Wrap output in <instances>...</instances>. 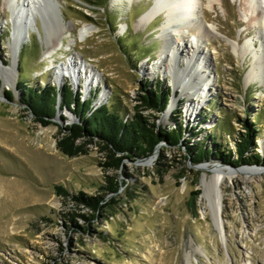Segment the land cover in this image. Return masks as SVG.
<instances>
[{
    "label": "rangeland",
    "instance_id": "rangeland-1",
    "mask_svg": "<svg viewBox=\"0 0 264 264\" xmlns=\"http://www.w3.org/2000/svg\"><path fill=\"white\" fill-rule=\"evenodd\" d=\"M13 1L24 3L0 0V264H264V85L245 83L252 58L232 50V45L243 50L246 43L259 50L252 9L263 13L264 3L194 0L195 6L182 5L187 19L170 27L175 33L168 40L174 48L183 39L191 47L198 40L210 61L209 85L199 81L193 88L196 82L187 83L182 71L192 66L194 48L171 60L174 70L159 68L167 11L148 24L139 22L155 0H109L104 9L87 0H52L59 13L54 18L52 12L35 13L33 7L39 6L33 0H25L21 10ZM55 22L62 26L58 33ZM83 26L93 33L81 39ZM200 27L210 34L200 37ZM56 34L62 39L59 46L53 42ZM23 49L27 56H21ZM20 82L35 89L70 87L83 101L95 94L93 109L113 105L125 121L140 104L141 85L149 90L159 85L169 91L165 108L160 114L144 109L141 114L164 131L177 129L181 121L183 135L178 146L161 143L156 157L127 159L119 171L105 172L96 141L78 157L57 149L58 129L34 122L21 103ZM7 91L13 93L11 102ZM241 120L257 130L256 146L243 157L255 151L260 164L234 166L216 157L220 145L232 151V162L237 160L234 144L246 132ZM78 121L65 107L52 120L62 128ZM193 146L209 152L206 162L191 163L185 151ZM159 156L161 175L154 171ZM215 172L232 174L222 185L217 220L203 198L204 179ZM113 175L124 187L107 195L108 208L93 222L75 218L79 227L89 225L87 232H79L68 215L90 211L59 196L56 187L95 196Z\"/></svg>",
    "mask_w": 264,
    "mask_h": 264
},
{
    "label": "trees",
    "instance_id": "trees-1",
    "mask_svg": "<svg viewBox=\"0 0 264 264\" xmlns=\"http://www.w3.org/2000/svg\"><path fill=\"white\" fill-rule=\"evenodd\" d=\"M87 2L97 8L104 9L107 7L109 0H87ZM22 55H28L27 49L22 50ZM21 63V61H20ZM18 72H21L19 68ZM23 94L21 103L29 110L33 116L35 123L42 127L55 125L58 129L57 149L67 157H78L85 154L84 147L96 141L100 153L104 155V161L100 167L105 172H116L123 166V161L127 159H143L152 155L155 147L161 143H165L170 147L178 146L183 135V129L177 122V129L164 131L160 129L154 122L151 123L142 114L141 110L151 111L160 114L165 108L169 100V91H162L157 85L154 90H149L147 85H141L144 93L139 96V105L135 106V114L129 120L125 121L113 105H103L93 109V98L83 101L81 95H75L70 87H64L61 91L54 86H44L41 89L28 87L23 83H19ZM6 98L11 102L13 93L7 91ZM62 98V107L72 111L79 119L78 123L66 126L54 124L52 122L59 107H57V98ZM140 109V110H139ZM241 126L246 129L241 134L239 141L234 144L237 160L232 162V151L226 147L221 148L217 154V158L221 159L225 164H233L234 166L260 164L262 161L258 153L253 151L252 157L244 158L243 155L251 146L255 145V137L257 130L253 123L247 120H241ZM214 140V139H213ZM187 158L191 159V163L201 164L208 160L209 152L203 148L196 146L186 149ZM186 157V156H185ZM161 156H159L156 167L154 168L157 175L162 174V170L157 168ZM264 163V162H263ZM125 182L117 175L107 177L105 186L101 187V194L91 196L83 192L77 195H71L62 187H56L57 194L64 198H70L76 205H83L90 211L89 215L71 213L68 215V221L71 222L79 232H87V227L81 228L75 222V218H82L86 222H93L103 209L108 208L105 201L107 195H116L124 187Z\"/></svg>",
    "mask_w": 264,
    "mask_h": 264
},
{
    "label": "bare ground",
    "instance_id": "bare-ground-1",
    "mask_svg": "<svg viewBox=\"0 0 264 264\" xmlns=\"http://www.w3.org/2000/svg\"><path fill=\"white\" fill-rule=\"evenodd\" d=\"M214 1L215 0H210L209 2L210 4H212L214 3ZM250 1L254 2L255 4L260 3V1L264 3V0H250ZM23 2L25 3L27 1L24 0ZM41 2H43L44 4H42ZM163 2L168 3V4L161 5ZM24 3L13 1L11 5L21 10V9H24V6H25ZM27 4H30V3L28 2ZM31 4L33 5L35 4L39 6L37 9L35 7L33 8H34L35 13L38 12L41 15V17H43L42 13L44 12H50V13L52 12L51 13L52 17L58 13L53 8L52 0H41V1L37 0V2L33 0ZM187 4L189 5L191 4L192 6H195L194 0L193 2L192 0H155L154 3L152 4V7L149 8L147 12H145L143 15L140 16L139 22H145L146 24H148L153 19H155L159 13H163L167 11V15H165L164 24L162 28L160 29V32L165 39L163 40V49L161 50L160 56H159V60H160L159 68L160 69L163 68L164 70L168 69V71L174 70V66L171 64V60L173 59L175 61L176 60L175 56L179 52L182 53L185 50H187V53H189L190 50L188 49L194 48L192 49V52L189 54L190 58L188 61L190 64L192 63V66L190 67L188 65L187 66L188 69H185L184 71H182V76L188 78V80L186 81L187 83L196 82L193 88L196 87L199 81L203 82V85L207 86L210 83V75H211L210 61H209V58L206 56V53L203 51V47L201 46L200 43H198V40L196 41L197 44H194L192 42L194 46L191 47V42L187 40L185 41L183 39L181 44L178 42V45L176 46V48H174V45L171 44L170 41L168 40V37L170 36L172 37V33L173 34L175 33V30L171 31L170 27L176 28L178 27V24H176V22L178 21L183 22L187 19V14L183 13V7H182V5H187ZM40 10H42V13L40 12ZM252 11L255 13L254 19L257 20V23L259 26V32L257 31V34L259 36L258 37L256 36L257 37L256 39L258 40L257 43H259L260 45L259 50L257 51L251 50V47L248 45V43L242 46L243 50L242 48H239L237 45H232V50L233 52H235L238 55H241L242 57L245 54H248L252 58V65L250 67L249 72H247L245 76V83H250L252 81L257 80L260 82L261 85H264V12L262 13V11H258V8H253ZM34 22L36 24L35 20ZM55 24L56 25L53 27V29L56 31V33H58L62 30V26L60 25V23L55 22ZM198 32L200 34L199 35L200 37L207 36L210 34V31L208 30V28L200 27L198 29ZM92 33H93L92 27L83 26L79 31V36L81 39H84ZM59 35L60 34H56L53 36V42H55L57 46H59L62 43V39ZM16 37H18V35ZM22 41L23 40L21 41L19 40L17 42L16 49H19L18 46L22 44ZM258 51H260L259 54H258ZM15 53H13V55H15ZM169 53L171 54L169 55ZM13 59L15 58L13 57ZM172 67L173 69H171ZM60 71L62 72V67H60ZM201 71L205 73L204 76L202 77L198 75V72L200 73ZM102 100H103V96L100 97L99 102H102ZM172 108L173 106L171 105L168 112L171 111ZM231 175H232L231 173L227 174L223 172H215L214 174L210 176L209 180L204 179L203 198H205L208 201L215 220L219 219L222 213V202H223L222 185H223V182L225 178H227V176H231Z\"/></svg>",
    "mask_w": 264,
    "mask_h": 264
},
{
    "label": "water",
    "instance_id": "water-1",
    "mask_svg": "<svg viewBox=\"0 0 264 264\" xmlns=\"http://www.w3.org/2000/svg\"><path fill=\"white\" fill-rule=\"evenodd\" d=\"M260 7H262V6H260ZM259 11H260V10H259ZM160 146H161V144H159V145H157V146L155 147V149H154L152 155H150L149 157L143 158V159H141V160H139V161L143 162V161H145V160H147V159H149V158H151V157H153V156L156 157L158 151H159L160 148H161Z\"/></svg>",
    "mask_w": 264,
    "mask_h": 264
}]
</instances>
